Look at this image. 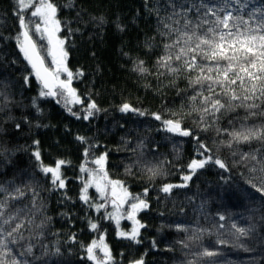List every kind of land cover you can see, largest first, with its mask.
<instances>
[{
  "label": "trees",
  "instance_id": "trees-1",
  "mask_svg": "<svg viewBox=\"0 0 264 264\" xmlns=\"http://www.w3.org/2000/svg\"><path fill=\"white\" fill-rule=\"evenodd\" d=\"M15 2L0 0V185L10 191L17 186L26 190L23 198L9 200L6 209V214L20 210L19 220L25 222L23 247L18 244L14 251L32 245L30 255L17 258L28 264H93L86 258V246L103 235L111 264L140 259L143 264H264V192L257 191L264 186V143L224 146L222 141L230 139L227 134L218 135L215 127L202 130L196 114H189L187 80L156 75L154 65L163 54L160 21L172 12L169 0H52L61 22L59 36L66 41L72 87L83 100L75 105H65L61 96H39L41 85L16 42L20 29ZM204 2L246 19L248 12L264 9V0H248L240 13L233 0ZM34 39L46 56V41L38 35ZM140 60L149 73L133 71ZM93 102L99 111L83 119ZM125 103L138 111H120ZM232 115L225 114L216 126L229 127ZM169 119L180 120L192 135L167 131L163 121ZM248 123L259 125L264 117ZM199 143L209 149L203 156ZM37 150L46 166L65 161L64 188L54 186L40 171ZM243 152H255L261 163L241 161ZM101 155L106 156L109 179L120 181L147 204L137 212L143 227L135 241L118 235L115 221L105 216L104 209L97 212L80 200L81 178H88L80 168L96 170L92 161ZM209 156L212 160L203 168L189 169L193 159ZM216 158L226 168L215 164ZM186 175L191 179L185 181ZM166 185L173 187L164 192ZM29 188L39 193L35 208ZM88 193L90 203H103L94 187ZM107 211H112L110 205ZM41 222L43 227L37 228ZM90 222L98 229L92 230ZM233 224L247 229V235L239 234Z\"/></svg>",
  "mask_w": 264,
  "mask_h": 264
},
{
  "label": "snow or ice",
  "instance_id": "snow-or-ice-1",
  "mask_svg": "<svg viewBox=\"0 0 264 264\" xmlns=\"http://www.w3.org/2000/svg\"><path fill=\"white\" fill-rule=\"evenodd\" d=\"M233 2L239 5L236 9L237 13L247 8L248 0L243 2L233 0ZM169 5L172 8L171 14L160 21L162 30L159 35L163 38V54L154 65L156 75H171L187 80L189 114H196L197 121L204 126L202 130L207 131L215 127L218 135L227 134L230 139L226 143L222 141L224 146L232 149L234 145L251 144L253 141L264 143V123L259 125L248 123L254 117H264V9L256 8L248 12L246 19L244 15H234L232 10L226 7L217 8L214 4L205 3L204 0H190V2L185 0V3L169 0ZM190 13H194V17L190 16ZM14 15L20 29L16 42L24 60L30 65L32 74L41 85L39 96H61L65 105L82 104L83 100L72 87L73 72L66 63L68 57V52L65 50L66 41L58 35L61 31V22L57 19L56 5L52 0H16ZM34 35H38L41 41H46V56L42 54V46L38 45ZM46 57L50 58V65L46 63ZM133 71L140 74L149 73L143 60L134 64ZM62 75L65 78L62 79ZM27 81L26 76L25 83ZM33 105H36L35 99ZM239 110H243V116ZM84 111L83 119L87 120L99 109L93 102L89 103ZM120 111L138 110L125 103ZM227 113L233 114L227 121L229 127L216 126ZM73 114L80 118L78 114ZM140 115L144 113L140 112ZM155 119L160 120V115H155ZM163 123L169 132L182 136L192 135L190 129L182 128L180 120L169 119L164 120ZM78 139L86 143L83 137ZM199 148L202 150L199 153L201 156L209 151L204 143H199ZM238 151L237 148L233 151V155ZM84 155L85 157L89 155L88 148H85ZM239 155L241 161H257L255 152H243ZM34 156L40 162V171L45 176H50L51 183L56 187L64 188L65 179L62 177L61 169L65 161L57 160L54 161V166H46L41 161L38 150ZM105 160L106 156L101 155L92 161L97 165L96 170L81 166L80 171L87 173L88 178L86 180L81 178L83 187L80 200L89 204V207L95 208L97 212L104 209L105 216L115 221L117 228L121 219L130 220L131 232L121 231L118 235L135 241L139 228L143 227L136 219V213L146 208L147 204L138 196L133 197L120 181L109 179L105 171ZM210 160H212L210 156L193 159L188 167L195 172ZM214 163L220 168H226L225 163L219 158H216ZM261 170L264 171V164ZM150 171L156 174L155 170L150 169ZM183 179L188 181L191 176L186 175ZM91 187L95 188L103 203H90L88 190ZM172 187L173 185H166L163 191L168 192ZM28 190L32 193V204L35 208L39 193L34 188ZM257 191L264 192V186L257 188ZM0 193L4 194V199L0 200V264H28L17 256L30 255L31 244L24 251H14V246L19 244L23 247L22 242L26 239L22 231L25 222L19 220L20 210L6 214L9 200L23 198L26 190L17 186L10 191L8 187L0 185ZM129 201L133 202L129 203ZM125 204H128L126 214ZM109 205L112 211H107ZM36 210L39 211V208ZM220 219L223 220L224 217L220 216ZM27 224H33V220H28ZM36 227L42 228L43 222ZM90 227L92 230L98 229L96 223L90 222ZM232 227L239 234L247 235V229L237 228L235 224ZM85 251L87 260L92 261L93 264L112 262L113 258L103 235L93 239L86 246ZM206 255L211 256L215 253L207 252ZM132 264H143V260L133 261Z\"/></svg>",
  "mask_w": 264,
  "mask_h": 264
},
{
  "label": "rangeland",
  "instance_id": "rangeland-1",
  "mask_svg": "<svg viewBox=\"0 0 264 264\" xmlns=\"http://www.w3.org/2000/svg\"><path fill=\"white\" fill-rule=\"evenodd\" d=\"M58 35H59V34H58ZM49 64H50V58H49ZM61 78L63 79V78H65V76L62 75ZM77 95H78V93H77ZM124 210H125V214H126V212H127V210H128V204H125V205H124ZM136 219L138 220L137 213H136ZM124 221H127L129 224H124V223H123ZM138 221H139V220H138ZM121 223H122L123 225H121ZM131 229H132V222H131L130 220H127V219H121V221H120V226H119V228H118V233L121 232V231H123V232H127V233H130V232H131ZM139 231H140V228H139ZM119 236H120V235H119Z\"/></svg>",
  "mask_w": 264,
  "mask_h": 264
}]
</instances>
